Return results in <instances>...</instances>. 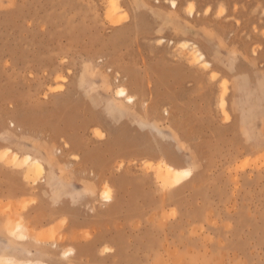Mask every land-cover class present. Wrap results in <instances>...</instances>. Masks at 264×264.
I'll return each instance as SVG.
<instances>
[{"label": "rangeland", "instance_id": "374dc122", "mask_svg": "<svg viewBox=\"0 0 264 264\" xmlns=\"http://www.w3.org/2000/svg\"><path fill=\"white\" fill-rule=\"evenodd\" d=\"M172 1L0 0V257L264 264V0Z\"/></svg>", "mask_w": 264, "mask_h": 264}, {"label": "bare ground", "instance_id": "6f19581e", "mask_svg": "<svg viewBox=\"0 0 264 264\" xmlns=\"http://www.w3.org/2000/svg\"><path fill=\"white\" fill-rule=\"evenodd\" d=\"M117 1L118 0H109V8H110L109 13H108L109 17L114 15V13L117 12V10L121 7L120 3ZM172 6L174 7L177 6L176 0L172 1ZM171 44H173L174 51H177V54L180 57L184 55L187 56V60L191 64L196 65V63H202L206 68H211L212 66L211 61L207 60L205 52L196 43L190 40H185L183 41L181 47L179 46L177 48H175L177 43L175 44V42L171 41ZM117 91H118L117 92L118 95L122 96L123 98H126L128 102L129 101L133 102L135 100L134 95H129L128 91L125 88L119 87ZM225 101L226 99L223 96L221 98V103L225 104ZM0 154H2L0 156L2 159L12 154L11 157H13L14 161H17V160L23 161V163L27 166L26 171L28 172L29 175L34 170L37 171V173H40L42 170H44V165L41 163V161L38 160L37 158H33L31 154H24L20 156L17 152L13 151L10 147L3 148L2 150H0ZM179 162L181 163V161ZM186 172H190L191 174L186 176L184 175ZM158 173L160 174L159 177L162 178V180L165 183L173 186V185H178L182 183L184 180L188 179L192 175V170L187 167L175 165L171 162L162 161L159 165ZM102 197L105 198V195H103ZM105 200L111 201V198L110 199L105 198ZM16 227H17L16 231H21V234L23 235V232L21 230L22 228L21 225H18ZM65 255H69V252H66ZM0 264H47V263L42 262L40 260H36L33 262L32 261L31 262L17 261V260H14L10 256L9 257L4 256V257H0Z\"/></svg>", "mask_w": 264, "mask_h": 264}, {"label": "snow or ice", "instance_id": "6c2138e0", "mask_svg": "<svg viewBox=\"0 0 264 264\" xmlns=\"http://www.w3.org/2000/svg\"><path fill=\"white\" fill-rule=\"evenodd\" d=\"M190 174H191L190 172H186L184 175L187 176V175H190ZM105 198H106V199H110V198H111V197H110V193H107V192H106V193H105Z\"/></svg>", "mask_w": 264, "mask_h": 264}]
</instances>
